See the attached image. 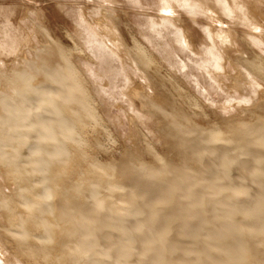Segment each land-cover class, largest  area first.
Wrapping results in <instances>:
<instances>
[{"label": "clouds", "instance_id": "clouds-1", "mask_svg": "<svg viewBox=\"0 0 264 264\" xmlns=\"http://www.w3.org/2000/svg\"><path fill=\"white\" fill-rule=\"evenodd\" d=\"M0 264H264V0H0Z\"/></svg>", "mask_w": 264, "mask_h": 264}]
</instances>
